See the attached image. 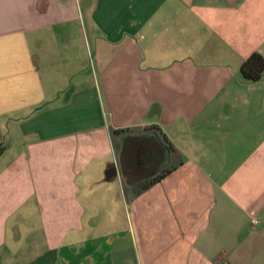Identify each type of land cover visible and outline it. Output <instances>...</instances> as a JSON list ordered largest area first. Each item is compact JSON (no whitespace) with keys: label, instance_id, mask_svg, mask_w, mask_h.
<instances>
[{"label":"crops","instance_id":"crops-1","mask_svg":"<svg viewBox=\"0 0 264 264\" xmlns=\"http://www.w3.org/2000/svg\"><path fill=\"white\" fill-rule=\"evenodd\" d=\"M253 53L264 0H0V121L38 159L0 174V264H264ZM150 125L182 163L136 194L167 151L109 129Z\"/></svg>","mask_w":264,"mask_h":264},{"label":"rangeland","instance_id":"rangeland-1","mask_svg":"<svg viewBox=\"0 0 264 264\" xmlns=\"http://www.w3.org/2000/svg\"><path fill=\"white\" fill-rule=\"evenodd\" d=\"M6 122L8 121H0V144L4 147L3 153L0 157V174L3 173L4 169L9 167H15L16 169L24 168V160L29 163L31 168L36 167L32 164V162L38 159L35 158L34 160L33 154L31 153V146L32 144H34V141L37 140L36 134L32 133V130H35L34 126H24L22 122L18 123L11 120L8 122V124ZM94 162L96 163V160L93 161V163ZM91 165L93 164H90V166ZM26 166L28 167V164H26ZM17 172L19 174L17 177L19 178V181L16 184V187L23 188H16V191L19 192L20 189L24 191V177H22L23 172ZM23 210L24 206L19 208L16 211V214L21 215ZM38 215L39 213L36 212L35 215L32 217L33 222H36L38 220ZM91 229H94L93 231L96 233V235H100L110 228H108L106 223L101 222L96 223L95 225L93 224Z\"/></svg>","mask_w":264,"mask_h":264},{"label":"trees","instance_id":"trees-1","mask_svg":"<svg viewBox=\"0 0 264 264\" xmlns=\"http://www.w3.org/2000/svg\"><path fill=\"white\" fill-rule=\"evenodd\" d=\"M240 73L242 77L248 81H257L264 73V58L258 53L251 54L241 64ZM109 132L111 135L124 132L123 135L133 137H144L153 135L158 140V142L165 147L167 151L166 162L159 168V170L154 175L149 176L140 183H137V191L135 192L136 194L147 190L149 187L157 183L160 179H162L172 170L176 169L182 163L181 154L171 146L166 136L157 126L150 125L144 127H133L129 130L128 128L124 130L109 129ZM3 150L4 147L0 145V157L3 153Z\"/></svg>","mask_w":264,"mask_h":264},{"label":"built area","instance_id":"built-area-1","mask_svg":"<svg viewBox=\"0 0 264 264\" xmlns=\"http://www.w3.org/2000/svg\"><path fill=\"white\" fill-rule=\"evenodd\" d=\"M252 223H253V224H256L257 221H256L255 219H252Z\"/></svg>","mask_w":264,"mask_h":264}]
</instances>
